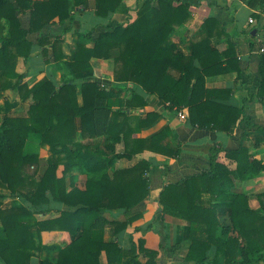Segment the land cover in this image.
<instances>
[{"label":"trees","instance_id":"trees-1","mask_svg":"<svg viewBox=\"0 0 264 264\" xmlns=\"http://www.w3.org/2000/svg\"><path fill=\"white\" fill-rule=\"evenodd\" d=\"M89 1L0 0V117L6 115L0 122V187L22 200L20 206L11 208H3L0 201L3 264H30L33 252L44 247V233L52 232L67 234L68 239L62 242L56 258H45L42 264H101L104 252L110 264L121 263L125 256L124 264H135L141 255L147 257L146 264H157L159 252L146 248L142 239L133 242L129 253H123L118 240H104L106 227H113L118 235L141 217L133 210L150 195L152 165L142 160L132 168L114 171L111 168L116 160L132 159L144 150L173 158L181 154L179 145L164 144L169 129L151 139L131 141L133 134L154 124L159 115L148 113L143 117L107 107L109 91L98 82H83L80 93L74 81H63L57 86L48 77L31 87L17 66L20 58L25 63L29 61L34 46L45 47L44 55L51 46L55 60L65 62L73 74L97 69L100 78L106 81L134 83L147 94H156L160 101L170 104L169 109L188 108L194 127L229 129L244 114L243 109L217 103L215 99L220 92L205 87L208 77L234 68L236 58L223 68V57L210 48L208 36L194 43L192 56L176 53L177 46L171 42L170 34L191 18L189 2L146 0L138 5L133 22L116 25L97 37L90 32H77L93 46L81 44L67 59L63 36L72 27H64L53 40L44 30L70 20L72 4L83 11ZM125 1L95 0V14L108 17L122 10ZM21 14H30L28 26ZM214 24L218 25L217 21L210 19L208 25ZM115 49L118 53L113 56ZM232 52L236 54L234 46L225 55L232 57ZM98 63L103 64L97 67ZM260 70L264 77V55ZM9 90L16 91L22 102L33 100L26 117L11 116L13 103L4 97ZM260 94L264 95V81ZM136 103L147 104L144 94H133L130 105ZM105 135L108 139L104 141L110 142L102 145L99 138ZM31 138L48 146L50 153L47 170L35 182L25 173L27 167L36 166L37 172L40 166L38 153L26 151ZM87 139L92 141L82 142ZM122 142H126V150L114 153L117 143ZM223 150L221 145L211 150L209 172L166 184L160 192L161 212L190 224L191 246L186 264H219L209 255L212 248L224 253L223 264H257L264 260V216L251 208L247 194H233L223 187L224 183L232 184L235 175L244 178L259 174L262 163L244 147L228 150L227 157L238 163L237 171H231L218 162ZM75 169L87 175L84 189L72 182ZM29 182L33 186L27 189ZM259 199L264 206V194ZM221 208H226L231 225L220 223ZM118 210L124 212L126 221L109 220L103 215ZM53 213L57 215L55 218H38Z\"/></svg>","mask_w":264,"mask_h":264},{"label":"crops","instance_id":"crops-1","mask_svg":"<svg viewBox=\"0 0 264 264\" xmlns=\"http://www.w3.org/2000/svg\"><path fill=\"white\" fill-rule=\"evenodd\" d=\"M44 1V0H37ZM191 3L189 21L181 26H176L170 34V40L177 46L176 53L179 56H192L194 43L209 37L210 48L217 51L223 57V68L228 67V61L236 58L238 63L229 71L210 76L206 80V89L220 92L215 99L217 103L228 107L243 109L244 114L239 118L235 126L229 129L198 128L191 125L188 108L175 107L169 109V103L160 101L156 94L146 93L137 84L125 83L113 84L107 87V81L100 78L97 69L94 71L73 74L65 62L55 60L52 47H48V54L44 55L45 47L34 46L31 58L27 63L19 59L17 71L24 74V81L31 87L42 79L48 77L57 86L63 81H74L80 93L81 84L87 81H95L105 86L109 96L105 105L109 108H121L134 115L145 116L148 113H157L158 120L151 126L142 128L139 133L133 134V139H151L157 134L170 130L164 144L180 146L181 154L177 158L169 157L150 150L136 154L132 159L116 160L111 170L128 169L146 160L152 165L149 174L151 189L149 197L133 210L140 213L141 217L118 235H115L113 227H106L104 240L112 242L118 240L123 253H129L133 242L143 240L145 247L159 252L157 264H186L185 258L191 246L189 239L190 224L186 220L164 214L160 209V192L169 183L180 182L186 177L209 172L211 169V150L216 145H221L218 162L224 164L229 170L237 171L238 163L227 157L226 151H237L246 148L250 156L261 161L262 170L255 176L235 175L232 184L224 183L223 187L233 194H247L252 209L264 216V206L259 195L264 194V95H261V87L264 77L261 73L262 57L264 55V0H177ZM146 0H126L123 9L110 13L108 17H99L95 14L96 2L90 0L88 8L83 11L76 10L73 4L70 20L64 25L55 24L48 26L44 31L53 40L66 26L72 30L66 33L63 43V53L70 58L83 44L92 47L93 43L85 38H80L77 32H90L94 37L119 24H128L137 18V8ZM126 10H129L126 12ZM25 26H28L30 14L22 15ZM215 19L218 25L209 26V20ZM234 46L236 54L227 57L225 53L231 51ZM113 56L117 50L112 51ZM66 61V60H65ZM103 63H98L97 67ZM196 65L200 67L197 61ZM237 66V68H235ZM103 67V65H102ZM101 67V68H102ZM179 75V71L173 72ZM144 94L146 105H130L134 93ZM4 96L10 95L8 100L13 103L11 116L26 117L33 100L22 102L16 91H6ZM13 98V99H12ZM181 114L185 117L182 118ZM5 117V116H4ZM78 133L81 131L80 120H76ZM80 136V134H79ZM108 137L102 136L99 140L103 144ZM89 140V139H87ZM89 140L83 143L91 142ZM125 142L117 143L114 153H123L126 150ZM48 164L41 166L44 172ZM72 182L85 188L87 175L78 169L72 172ZM71 179L68 178L70 183ZM80 184H82L80 186ZM77 186V185H76ZM78 187V186H77ZM221 211L222 215H221ZM122 210L103 214L109 220L126 221V215ZM219 218L223 225H231L226 208H221ZM56 214H48L42 219L55 218ZM140 228L135 230V228ZM237 232V230H235ZM36 236V230L33 231ZM45 244L42 250L34 251L30 264H42L45 258H56L62 247V242L68 239L62 232L44 233ZM126 257V256H125ZM122 257L121 263L126 260ZM147 257L143 255L135 264H146ZM262 262V261H261ZM0 264H3L0 261ZM101 264H110L105 252L101 255Z\"/></svg>","mask_w":264,"mask_h":264},{"label":"rangeland","instance_id":"rangeland-1","mask_svg":"<svg viewBox=\"0 0 264 264\" xmlns=\"http://www.w3.org/2000/svg\"><path fill=\"white\" fill-rule=\"evenodd\" d=\"M117 53H118V51H117ZM108 83L106 84L107 85V87H110V85L112 86L113 84H114V82H111V81H107ZM5 95V94H4ZM5 97V96H4ZM8 98H11V96L10 95H8L7 96ZM6 98V97H5ZM13 99V98H12ZM1 102H3V100H1ZM11 114V113H10ZM4 116H6V115H4V114H2V116L0 117V122H1V119H2V117H4ZM87 141H89V140H85V142H87ZM30 144V145H29ZM26 151H28L29 153L30 152H32V151H36L37 153H38V155H39V169H38V171L37 172H35L36 171V169H37V167L36 166H30V167H27L26 168V171H25V173H26V175L27 176H29V177H32L33 179H34V182L35 181H39L40 179H41V177L44 175V168H43V170H41V166H43V165H45V163L46 164H48V158H49V156H50V153H49V148H48V146H43V145H41L39 142H38V140L37 139H35V138H31V139H29V143H28V146H27V148H26ZM31 181V180H30ZM32 182V181H31ZM31 182H29V184L27 185V189H29L31 186H33L32 184H31ZM76 185L78 186V188H80L79 187V185L76 183ZM82 184H80V186H81ZM81 189V188H80ZM0 201H1V203H2V207L3 208H11V207H15V206H20L21 204H22V200H21V198H19V197H12L11 195H10V192L8 191V190H6V189H3V188H1L0 187ZM222 212L223 211H221V215H222ZM220 216V215H219ZM40 218V217H39ZM219 221H220V223H222L221 222V220H220V218H219ZM210 254V256L212 257V258H216L217 259V261H218V263L219 264H223L224 263V261H225V257L223 256L224 255V253H222V252H220V251H218L216 248H212L211 249V251L209 252ZM186 259V258H185ZM257 264H264V260L262 261V262H259V263H257Z\"/></svg>","mask_w":264,"mask_h":264},{"label":"built area","instance_id":"built-area-1","mask_svg":"<svg viewBox=\"0 0 264 264\" xmlns=\"http://www.w3.org/2000/svg\"><path fill=\"white\" fill-rule=\"evenodd\" d=\"M181 117L184 118L185 116L183 114H181Z\"/></svg>","mask_w":264,"mask_h":264}]
</instances>
